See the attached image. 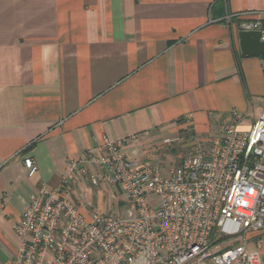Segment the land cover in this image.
Listing matches in <instances>:
<instances>
[{
    "label": "crops",
    "instance_id": "crops-1",
    "mask_svg": "<svg viewBox=\"0 0 264 264\" xmlns=\"http://www.w3.org/2000/svg\"><path fill=\"white\" fill-rule=\"evenodd\" d=\"M248 20L264 25V0H0V261L18 251L30 194L57 187L71 158L70 196L91 212V187L110 186L92 184L88 152L105 138L148 160L165 136L206 134L234 111L249 128L264 55L241 53Z\"/></svg>",
    "mask_w": 264,
    "mask_h": 264
},
{
    "label": "built area",
    "instance_id": "built-area-1",
    "mask_svg": "<svg viewBox=\"0 0 264 264\" xmlns=\"http://www.w3.org/2000/svg\"><path fill=\"white\" fill-rule=\"evenodd\" d=\"M239 29L261 30L264 39L260 20ZM243 119L232 112L208 138L188 128L193 149L167 171L127 157L120 141L105 138L91 148L88 161L101 169L90 180L121 195L123 215L102 213L90 200L91 212L82 210L70 196L79 159H69L57 187L30 194L14 224L19 247L10 264H263L250 244L260 246L264 233V107L249 128ZM25 164L31 175L37 171L32 158Z\"/></svg>",
    "mask_w": 264,
    "mask_h": 264
},
{
    "label": "rangeland",
    "instance_id": "rangeland-1",
    "mask_svg": "<svg viewBox=\"0 0 264 264\" xmlns=\"http://www.w3.org/2000/svg\"><path fill=\"white\" fill-rule=\"evenodd\" d=\"M242 22L239 23V26L241 25ZM220 125H217L215 127L216 129L214 128L215 130L211 129L206 134L199 135L200 138H208L213 136L212 134L215 133V131L219 128ZM179 135H182V133H180ZM182 136H184L182 140L183 142H181L180 144H176V143L165 144L163 143V139H162L161 144L154 146L156 147L154 149L155 150L154 154H156V157H149L148 160L147 159L146 160L141 159V160L146 162L157 161L154 163L160 165L161 168H165L164 169L165 171L167 169H171L172 167L179 165L183 160V158L193 149V145L191 144L190 141L187 140L186 135H182ZM110 188L111 187H106V186L105 187L102 186L100 188L91 187V189L94 191L93 195H91V200L96 206V208L102 213L111 212V213H118L120 215H123L125 213L124 210L125 203L124 201H122L121 198H119V195H116L115 196L116 198L114 199L112 196L117 192L114 188L111 189Z\"/></svg>",
    "mask_w": 264,
    "mask_h": 264
},
{
    "label": "water",
    "instance_id": "water-1",
    "mask_svg": "<svg viewBox=\"0 0 264 264\" xmlns=\"http://www.w3.org/2000/svg\"><path fill=\"white\" fill-rule=\"evenodd\" d=\"M238 35L243 56L264 55V39L261 30H240Z\"/></svg>",
    "mask_w": 264,
    "mask_h": 264
},
{
    "label": "trees",
    "instance_id": "trees-1",
    "mask_svg": "<svg viewBox=\"0 0 264 264\" xmlns=\"http://www.w3.org/2000/svg\"><path fill=\"white\" fill-rule=\"evenodd\" d=\"M33 145V144H32Z\"/></svg>",
    "mask_w": 264,
    "mask_h": 264
}]
</instances>
